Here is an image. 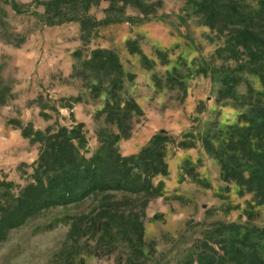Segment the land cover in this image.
Returning a JSON list of instances; mask_svg holds the SVG:
<instances>
[{
  "label": "rangeland",
  "instance_id": "374dc122",
  "mask_svg": "<svg viewBox=\"0 0 264 264\" xmlns=\"http://www.w3.org/2000/svg\"><path fill=\"white\" fill-rule=\"evenodd\" d=\"M46 1L0 0V182L13 184L15 196L33 182L40 145L20 125L56 131L81 124L87 158L100 147L99 139L118 132L103 112L113 102L108 81L85 66L96 49L116 53L123 71L119 95L141 110L130 120L129 137L116 144L119 153L137 154L154 136L167 134L168 174L153 180L154 186L162 183L156 195L113 192L127 215L141 214L142 245L129 222L118 219L116 234L101 236L90 221L70 219L92 213L100 195L4 230L0 264H197L199 254L212 253L205 242L218 248V224L241 225L242 233L264 229V205L223 180L203 141L218 147L229 126L243 124L246 107L219 95L224 72L237 69L232 75L240 95L249 86L263 91L259 77L241 68L245 56L228 46L230 27L219 24L221 33L204 24L196 11L199 0H102L90 7L89 17L119 22L88 30L81 22L49 25L40 4ZM237 1L245 10L259 7V0ZM257 239L264 255V236Z\"/></svg>",
  "mask_w": 264,
  "mask_h": 264
},
{
  "label": "trees",
  "instance_id": "16d2710c",
  "mask_svg": "<svg viewBox=\"0 0 264 264\" xmlns=\"http://www.w3.org/2000/svg\"><path fill=\"white\" fill-rule=\"evenodd\" d=\"M100 1L48 0L40 4L46 7L44 21L47 24L81 22L83 29L88 30L120 21L106 19L97 22L90 18V7ZM11 5L15 11L20 10L17 3L12 2ZM195 5L196 11L203 15L204 24L211 29L224 33L223 26L231 28L225 27L229 31L228 46L235 53L241 52L245 56L241 68L256 74L263 86L262 92H255L249 86L247 93L240 95L236 91L239 81L232 75L237 69L224 72L225 88L219 95L246 107L239 118L243 124L229 126L223 143L218 147L207 139L203 141L207 151L218 160L223 180L237 183L253 195L257 205H264V0H259V7L255 10L243 9L237 0H199ZM224 11L229 15L225 16ZM132 44L135 43L130 42ZM85 66L108 81V92L113 102H108L103 112L107 113L108 122L116 125L118 132L99 139L100 147L91 158H87L82 152L87 142L81 124L70 128L60 126L56 131H52L51 127L41 131L34 130L30 124L20 125L25 137L39 143V156L32 174L33 182L25 186L18 196L11 192L13 184L0 182L3 189L0 191V235L4 230L22 225L51 208L78 204L102 195L92 213L70 219L78 223L90 221L96 227L94 234L101 233V236L115 235L117 231L114 232L113 227L118 219L129 222L137 242L143 244L141 214L127 215L114 200L113 192L132 195L160 193L161 181L154 186L153 180L168 174L166 145L172 140L167 134L160 133L137 154L121 155L116 144L120 139L129 137L130 120L134 114H141V110L134 100H124L119 95L123 88V71L115 52L96 49ZM211 73L215 74V70ZM218 225V248L205 242V247L212 253L205 251L199 254L197 264H264V255L260 250L263 246L257 239L264 236V229H246L242 233L241 225Z\"/></svg>",
  "mask_w": 264,
  "mask_h": 264
}]
</instances>
